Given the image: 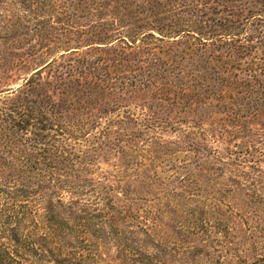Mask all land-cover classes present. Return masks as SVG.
I'll use <instances>...</instances> for the list:
<instances>
[{"label": "trees", "instance_id": "1", "mask_svg": "<svg viewBox=\"0 0 264 264\" xmlns=\"http://www.w3.org/2000/svg\"><path fill=\"white\" fill-rule=\"evenodd\" d=\"M20 4L16 32L23 38L17 54L4 51L3 61L6 72L30 77L5 97L0 88V160L7 170L0 172V199L18 185L28 187L19 188L23 200L17 204L0 201V264H111L89 262L79 247L69 246L71 240L86 243L92 218L78 217L61 199L57 214L51 200L43 215L47 230L38 231L36 223V232L27 227L29 201L44 181L55 193L56 175L75 171L80 158L73 157L71 140L97 132L94 139L119 141L124 132L134 143L143 133L128 127L151 132L173 128L177 119L194 125L188 127L191 138L209 121L225 132L230 123L245 131L264 118V0ZM90 110L97 114L84 118ZM142 160L153 166L157 161ZM64 206L76 216L74 224L61 217ZM107 214L98 210L93 218L112 224ZM131 253L136 264H157L150 254Z\"/></svg>", "mask_w": 264, "mask_h": 264}, {"label": "rangeland", "instance_id": "2", "mask_svg": "<svg viewBox=\"0 0 264 264\" xmlns=\"http://www.w3.org/2000/svg\"><path fill=\"white\" fill-rule=\"evenodd\" d=\"M22 7L20 0H0V88L4 92L18 89L30 77L6 72L3 61L4 51L12 57L17 54L23 38L16 32ZM96 114L90 110L84 118ZM178 122L173 128L151 132L128 127L143 133L134 143L124 132L119 141L106 136L94 139L97 132L71 140L72 155L80 158L75 171L56 175L55 193L43 182L29 201L27 227L37 232V223L38 231L47 230L45 208L53 200L59 214L61 199L71 204L78 217L94 220L84 244L69 240L72 230L65 233L70 248L79 247L89 262L136 264L131 253L136 250L150 254L157 264H264V118L245 131L230 123L225 132L209 121L203 132L196 131L198 135L191 138L188 127L194 125ZM155 136L159 139L151 140ZM136 145L145 150H130ZM144 156L157 160L155 165L144 162ZM3 164L0 160V172H7ZM26 184L5 194L0 199L4 206L23 200L17 192L27 189ZM63 209L61 217L74 224L76 216L70 215L69 207ZM98 210L108 213L112 224L105 217L94 219Z\"/></svg>", "mask_w": 264, "mask_h": 264}]
</instances>
